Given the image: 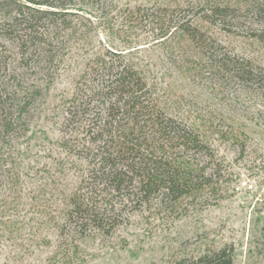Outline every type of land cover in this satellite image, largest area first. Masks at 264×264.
Here are the masks:
<instances>
[{
	"label": "trees",
	"instance_id": "16d2710c",
	"mask_svg": "<svg viewBox=\"0 0 264 264\" xmlns=\"http://www.w3.org/2000/svg\"><path fill=\"white\" fill-rule=\"evenodd\" d=\"M84 1L0 0V12L4 4L12 6L1 17L0 37L15 48L12 56L0 55L6 84L0 104V247L20 236L29 220H42V212L54 223L60 218V232L73 238L107 235L134 212L172 214L182 201H204L211 193L227 163L210 138L238 136L213 121L210 110L162 85L156 63L145 54L149 46L164 44L167 59L185 71L192 60L188 49L196 48L195 73L205 72L220 87L231 79L255 84L264 94V71L232 56L213 33L243 34L264 45V0H155L132 12L119 8L120 46L99 39L89 49L86 43L74 47L84 59L73 94L64 101L56 142L63 157L56 165L62 178L72 167L80 170L77 186L47 197L44 187L54 180H43L41 187L26 189L23 201L21 176L29 175L17 167L21 159L14 161L13 154H22L7 139L26 134L42 86L54 80L70 42L91 31ZM136 30L145 34L144 43L130 39L139 36ZM28 211L34 216L27 218ZM232 261L233 246L225 245L188 264Z\"/></svg>",
	"mask_w": 264,
	"mask_h": 264
},
{
	"label": "rangeland",
	"instance_id": "374dc122",
	"mask_svg": "<svg viewBox=\"0 0 264 264\" xmlns=\"http://www.w3.org/2000/svg\"><path fill=\"white\" fill-rule=\"evenodd\" d=\"M153 1L85 0L82 4L91 14V31L70 42L69 52L63 57L54 80L48 87L42 86L41 95L31 105L26 134L13 141L7 139L22 154H13L14 161L21 159L17 167L29 175L21 176L23 201H28L26 189L41 187L43 180H54L44 187L43 192L48 191L44 196L57 195L59 189L73 191L81 175L80 170L72 167L62 178L56 165L63 157L56 142L61 136L64 101L73 94L84 59L74 49L75 43H86L89 49L104 39L120 46L119 17L115 15L118 9L132 12L138 5ZM11 7L2 5L0 20ZM213 33L232 56L249 60L264 71V45L260 41L215 28ZM138 34L130 39L144 43L145 34ZM164 47L153 44L145 49V54L156 63L153 69L157 77L162 75V85L171 86L193 105L210 110L213 121L232 128L238 136L237 141L222 140L215 135L210 138L227 163L211 193L204 201H182L172 214L148 216L146 211L134 212L107 235L91 232L73 238L65 231L60 232V218L54 223L49 214L42 212L38 215L42 220L38 223L29 220L20 236L1 245L0 264H174L182 259L188 264L203 253H212L225 245L233 246L232 264H264V94L255 84H240L231 79L220 87L205 72L195 73L194 67L199 66L193 60L197 51L193 47L188 51L192 52L190 60L192 57L195 63L191 60L186 64L188 70H179L176 60L167 59ZM14 53V44L0 37V55ZM2 78L3 68L0 82ZM2 83L0 104L5 99V79L4 89ZM26 216L34 215L28 211Z\"/></svg>",
	"mask_w": 264,
	"mask_h": 264
}]
</instances>
